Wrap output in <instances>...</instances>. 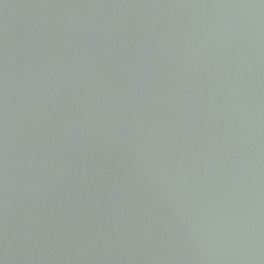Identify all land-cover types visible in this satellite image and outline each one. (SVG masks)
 <instances>
[{
	"label": "water",
	"instance_id": "95a60500",
	"mask_svg": "<svg viewBox=\"0 0 264 264\" xmlns=\"http://www.w3.org/2000/svg\"><path fill=\"white\" fill-rule=\"evenodd\" d=\"M0 264H264V0H0Z\"/></svg>",
	"mask_w": 264,
	"mask_h": 264
}]
</instances>
